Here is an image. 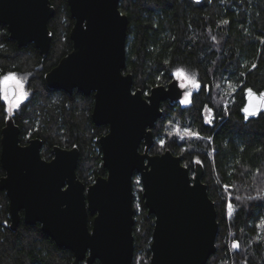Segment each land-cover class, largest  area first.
Instances as JSON below:
<instances>
[{"label": "trees", "instance_id": "1", "mask_svg": "<svg viewBox=\"0 0 264 264\" xmlns=\"http://www.w3.org/2000/svg\"><path fill=\"white\" fill-rule=\"evenodd\" d=\"M51 3L55 13L49 20L52 40L46 56L34 43L18 46L0 23V77L24 74L30 91L19 109L9 113L0 94V152L1 130L11 114L21 128V142L41 138L46 159L53 156L56 144L77 146V174L88 186L107 174L99 137L108 126L92 119L93 92L86 95L74 89L69 94L46 84L47 71L73 46L68 1ZM119 7L128 16L124 70L133 74L134 89L146 95L155 85H167L178 68L194 71L202 86L194 89L188 105L162 102L163 115L153 128L150 152L170 149L191 174L197 161L202 164L219 222L217 250L206 264H264V227L259 226L264 222V113L248 121L241 113L245 88L264 89V0H120ZM208 108L212 122L205 120ZM177 125L201 138L178 140L172 131ZM4 174L0 161V177ZM140 185L137 188L133 181V264L150 261L155 225ZM92 219L89 215L90 225ZM10 224L9 198L0 189V264H72V250L60 247L40 223L26 224L22 216L15 230Z\"/></svg>", "mask_w": 264, "mask_h": 264}, {"label": "water", "instance_id": "2", "mask_svg": "<svg viewBox=\"0 0 264 264\" xmlns=\"http://www.w3.org/2000/svg\"><path fill=\"white\" fill-rule=\"evenodd\" d=\"M67 1L74 19L73 46L47 71L45 81L49 88L69 94L74 89L94 93L92 119L96 125L108 126L99 137L107 174L86 186L77 174V146L54 145L53 157L46 159L41 138L21 143V128L10 114L1 130L5 174L0 189L9 198L11 228H17L22 216L26 224L40 223L60 247L72 250V264L97 260L133 264V181L138 173L148 213L155 216L147 264H206L217 250L219 222L203 181L204 168L197 162L192 176L170 149L150 152L153 128L163 115L162 102H178L185 90L178 94L176 77L167 85L153 86L146 95L134 89L133 74L124 70L128 16L121 11L120 0ZM54 13L51 0H0V23L6 25L9 38L18 46L34 43L42 56L50 50L49 20ZM260 95L264 89L245 88L244 121L264 113V108L242 110Z\"/></svg>", "mask_w": 264, "mask_h": 264}, {"label": "snow or ice", "instance_id": "3", "mask_svg": "<svg viewBox=\"0 0 264 264\" xmlns=\"http://www.w3.org/2000/svg\"><path fill=\"white\" fill-rule=\"evenodd\" d=\"M227 23V21H225ZM174 75L178 78V81H183L179 84L178 94L189 87H202L196 77L192 74H189L184 69H178ZM174 87L176 85H173ZM231 83H229V87H231ZM250 97L253 95L252 90H248ZM0 94H2L3 100L6 102L9 112H14L19 109L21 103L27 99L28 93L25 91V81L24 79L17 76L15 73H9L0 77ZM182 103H189L188 99H184ZM264 108V95H260L255 97L248 107L243 108L242 110L245 113H249L250 111L255 112L257 109ZM177 134L181 133L180 127L177 125L175 129ZM183 134L188 137H196L199 138V133H194L190 129H183ZM163 143V142H162ZM199 162V161H197ZM227 187V186H226ZM229 208H231V204H229ZM261 227H264V222H261ZM233 247L238 248L239 242L234 241Z\"/></svg>", "mask_w": 264, "mask_h": 264}, {"label": "rangeland", "instance_id": "4", "mask_svg": "<svg viewBox=\"0 0 264 264\" xmlns=\"http://www.w3.org/2000/svg\"><path fill=\"white\" fill-rule=\"evenodd\" d=\"M178 69H184V68H178ZM178 69H176L174 72H173V76L174 77H176L175 75H174V73L178 70ZM184 70H186V69H184ZM189 74H192V75H194L195 77H196V80L198 81V79H197V76H196V73L194 72V71H188V70H186ZM10 73H15V74H17V76H19L20 78H22V79H24V81H25V91L28 93V96H29V94H30V91H29V89L27 88V78H26V75H24V74H20V73H16V72H10ZM7 74H9V73H7ZM6 74V75H7ZM177 78V77H176ZM178 79V78H177ZM183 81H179V83H182ZM192 92L190 91V92H187V93H185L184 94V96L181 98V101H180V103L182 104V105H188V104H190V102H191V97H192ZM2 95V94H1ZM28 96H27V98H28ZM3 98V97H2ZM228 98V97H227ZM184 99H188L189 100V103H187V104H184V103H182V101L184 100ZM26 100V99H25ZM25 100L22 102V103H24L25 102ZM225 102H227V99H225ZM22 103H21V105H22ZM5 104H6V102H5ZM20 105V106H21ZM8 108V106H7V104H6V109ZM7 112L9 113V111L7 110ZM204 116H205V120L207 121V122H212V120H213V111L211 110V109H206L205 110V112H204ZM175 129L176 128H172V131L174 132V134H177L176 133V131H175ZM180 129H181V133L180 134H177L178 135V140H182V141H190V139H192V138H196V137H188V136H185L184 134H183V129H190V128H188V127H180ZM171 130V129H170ZM169 130V131H170ZM191 130V129H190ZM192 132H194V133H196L195 131H193V130H191ZM171 132V131H170ZM173 132H171V133H173ZM199 138H201L200 136H199ZM134 182H135V184H136V187L137 188H139L141 185H140V182H141V178H140V175H139V177L137 176V177H134ZM142 183V182H141ZM135 186V185H134Z\"/></svg>", "mask_w": 264, "mask_h": 264}, {"label": "flooded vegetation", "instance_id": "5", "mask_svg": "<svg viewBox=\"0 0 264 264\" xmlns=\"http://www.w3.org/2000/svg\"><path fill=\"white\" fill-rule=\"evenodd\" d=\"M5 26H6V25H5ZM195 88H196V87H189V88L185 89L184 94L187 93V92H190V91L193 93V91H194ZM184 94H183V96H184ZM180 101H181V99H180L178 102H175V103H180ZM32 138H33V137H32ZM30 139H31V138H30ZM20 141H21V140H20ZM28 141H29V140H28ZM28 141H27V142H28ZM27 142H24V143L21 142V143H22V144H26ZM56 145H57V144H56ZM52 149H53V148H52ZM52 157H53V156H52ZM52 157H51V158H52ZM51 158H49V159H51ZM196 163H197V162H196ZM194 170H195V168H194ZM190 173H191V172H190ZM191 175H192V176L194 175V171H193V174H191Z\"/></svg>", "mask_w": 264, "mask_h": 264}]
</instances>
